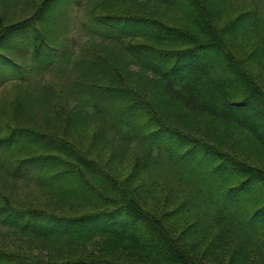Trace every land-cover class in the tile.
Here are the masks:
<instances>
[{
	"label": "trees",
	"instance_id": "trees-1",
	"mask_svg": "<svg viewBox=\"0 0 264 264\" xmlns=\"http://www.w3.org/2000/svg\"><path fill=\"white\" fill-rule=\"evenodd\" d=\"M88 11L100 14L80 24L77 46L32 45L37 69L61 75L77 107L56 106L62 136L20 128L38 153L2 166L48 198L44 209L0 207V226L21 221L15 232L51 254L8 264H264V0H97ZM81 111L79 141L67 124ZM66 175L91 195L67 189Z\"/></svg>",
	"mask_w": 264,
	"mask_h": 264
},
{
	"label": "rangeland",
	"instance_id": "rangeland-1",
	"mask_svg": "<svg viewBox=\"0 0 264 264\" xmlns=\"http://www.w3.org/2000/svg\"><path fill=\"white\" fill-rule=\"evenodd\" d=\"M44 1L46 0H0V139L8 136L14 138L9 147L3 148L2 145L0 148V207L18 210L43 207L42 203L46 199L47 193L36 188L35 179L16 182L15 184L10 179L7 180L2 172V166L6 165L7 167L12 160L26 154L38 153L32 145H25L36 137L29 133H19L20 128L26 127L45 137L62 136L66 134L65 124L62 121V117L66 114L60 113V116L57 117L56 106L58 103H66V110L69 113L72 112L71 108L77 107V103L71 101L67 87L66 91L69 95L60 91V81L61 84L66 83L61 79V75H59V79L51 77L52 72L48 69L44 71L37 69L35 58L32 57L36 51H33L32 45L39 44V40L44 37L50 42H54L51 40L55 39L61 40L58 42L66 40V48L69 47L71 40L74 41L73 46H77L85 38V32L82 27L80 28V24L88 21L91 17L90 14H100V12L88 11L89 8L94 9L97 0H48L49 6L44 10L43 16L37 17L39 7ZM158 11L160 15L163 13L166 16L169 23H173L174 15L163 11L161 8ZM25 20L32 22V26L22 30L10 28L8 31V25L19 24V22L21 24L27 23ZM96 26L107 29L98 24ZM32 29H35L36 36H31V34L33 35ZM83 118V111H81L79 116L67 124L69 134L79 141L83 139V136L78 131L84 130L83 125L87 123L82 122ZM44 140L41 139L37 143L43 145L46 143ZM15 141L21 143L14 144ZM105 151L109 152L110 150L106 147ZM43 153L50 152L45 149ZM60 162H62L60 159L55 160L51 171L55 168H61ZM7 169L14 172L9 167ZM71 179V175L63 176L60 183L69 184L67 189H74L73 191L77 196L91 195L89 188L88 192L83 189L84 186L79 185L75 178H73L74 181ZM139 189L142 190V186ZM46 200L48 201V198ZM45 212L54 211L45 210ZM2 216L4 213H2L0 220L4 219ZM3 224L11 227L0 226V254L6 259L3 264L10 263L17 254L22 253H33L36 258L43 260L48 259L51 255L49 249L43 248L41 240L27 236L29 233L27 228H21L25 232L23 235L15 232L17 230L16 225L20 226L21 221L7 217ZM33 229L35 228L33 227ZM100 242L101 239L94 237L82 247L85 251L95 250ZM44 263L46 262L44 261Z\"/></svg>",
	"mask_w": 264,
	"mask_h": 264
}]
</instances>
